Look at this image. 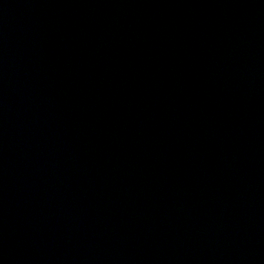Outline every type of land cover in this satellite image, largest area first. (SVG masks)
<instances>
[{"label":"water","instance_id":"obj_1","mask_svg":"<svg viewBox=\"0 0 264 264\" xmlns=\"http://www.w3.org/2000/svg\"><path fill=\"white\" fill-rule=\"evenodd\" d=\"M0 264H264V0H0Z\"/></svg>","mask_w":264,"mask_h":264}]
</instances>
